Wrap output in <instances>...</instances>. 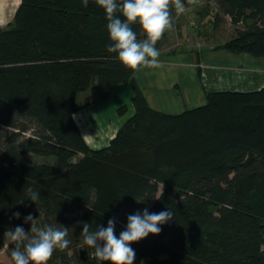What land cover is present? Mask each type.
Here are the masks:
<instances>
[{
	"label": "trees",
	"instance_id": "16d2710c",
	"mask_svg": "<svg viewBox=\"0 0 264 264\" xmlns=\"http://www.w3.org/2000/svg\"><path fill=\"white\" fill-rule=\"evenodd\" d=\"M215 6L244 27L212 49L264 58V0ZM169 11L172 20L177 13ZM106 24L95 0H21L0 27V251L13 264L4 233L17 224L30 232L24 216L32 213L38 225L69 228L71 243L48 264H97L81 222L106 226L116 217L118 236L128 214L149 206L170 208L173 220L132 244L134 264H264V87L211 92L206 104L180 114L157 111L137 68L108 51ZM119 85L133 88L134 114L106 148L93 150L73 115ZM88 93L96 98L81 101ZM27 154L53 162L28 165ZM28 188L40 193L36 204Z\"/></svg>",
	"mask_w": 264,
	"mask_h": 264
},
{
	"label": "clouds",
	"instance_id": "9594fccd",
	"mask_svg": "<svg viewBox=\"0 0 264 264\" xmlns=\"http://www.w3.org/2000/svg\"><path fill=\"white\" fill-rule=\"evenodd\" d=\"M87 6L88 0H81ZM105 14L107 20L108 45L110 53H116L119 61L126 67H157L160 63V50L156 47L164 32L172 27L170 7L177 14L184 12L183 0H95ZM139 25L144 38L138 39L133 27ZM40 193L28 188L27 200L36 204ZM137 202H144L136 197ZM13 216L20 218L21 213L15 211ZM174 213L170 208L159 212H150L147 207L127 215V223L119 235H116V217L103 223L89 224L81 222L82 242L96 258L97 264H134L136 258L132 244L143 240L149 234L157 235L162 226L173 220ZM39 218L32 213L24 216V223H31V231L26 232L22 224L8 228L5 239L12 242L11 259L13 264H48L49 258L56 249H66L71 241L68 239L69 228L56 223L37 224Z\"/></svg>",
	"mask_w": 264,
	"mask_h": 264
},
{
	"label": "crops",
	"instance_id": "0c3cea01",
	"mask_svg": "<svg viewBox=\"0 0 264 264\" xmlns=\"http://www.w3.org/2000/svg\"><path fill=\"white\" fill-rule=\"evenodd\" d=\"M20 1L0 0L1 22L13 20ZM193 51L161 54L157 67L137 68L134 77L152 108L180 114L206 104V95L211 92H252L264 87V58L210 48L197 50V58ZM133 96L131 86L119 85L107 99L74 113L73 119L91 149L106 148L134 114Z\"/></svg>",
	"mask_w": 264,
	"mask_h": 264
},
{
	"label": "rangeland",
	"instance_id": "374dc122",
	"mask_svg": "<svg viewBox=\"0 0 264 264\" xmlns=\"http://www.w3.org/2000/svg\"><path fill=\"white\" fill-rule=\"evenodd\" d=\"M10 21H5V19L0 21V27L6 28ZM231 21V18L219 14L215 0H199L197 2L188 0L184 4V12L176 14L172 18V27L164 32L160 40L157 41L156 47L160 50V55L215 48L232 39L236 35L237 27H244L243 23L235 26ZM143 38L144 36H141L139 39ZM95 98V94L91 93L80 96V100L83 102L92 101ZM24 161L28 165H35L53 162V158L27 154L24 156ZM144 208L141 207L139 210ZM0 260L5 264H10L5 249L0 251Z\"/></svg>",
	"mask_w": 264,
	"mask_h": 264
}]
</instances>
